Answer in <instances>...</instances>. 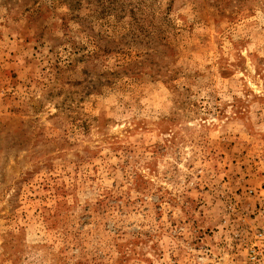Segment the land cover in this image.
<instances>
[{
  "label": "rangeland",
  "instance_id": "374dc122",
  "mask_svg": "<svg viewBox=\"0 0 264 264\" xmlns=\"http://www.w3.org/2000/svg\"><path fill=\"white\" fill-rule=\"evenodd\" d=\"M0 264H264V0H0Z\"/></svg>",
  "mask_w": 264,
  "mask_h": 264
}]
</instances>
